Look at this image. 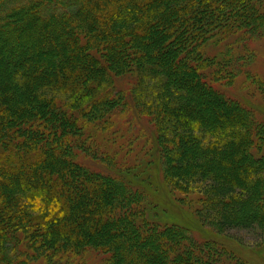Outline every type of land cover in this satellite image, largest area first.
Returning <instances> with one entry per match:
<instances>
[{"label": "trees", "instance_id": "16d2710c", "mask_svg": "<svg viewBox=\"0 0 264 264\" xmlns=\"http://www.w3.org/2000/svg\"><path fill=\"white\" fill-rule=\"evenodd\" d=\"M262 41L264 0H0V264H244L149 210L264 234V120L217 88Z\"/></svg>", "mask_w": 264, "mask_h": 264}, {"label": "rangeland", "instance_id": "374dc122", "mask_svg": "<svg viewBox=\"0 0 264 264\" xmlns=\"http://www.w3.org/2000/svg\"><path fill=\"white\" fill-rule=\"evenodd\" d=\"M247 51V56L251 57V63L245 64V62L242 64L244 72L239 73L231 85L223 84L217 86V88L227 98L239 101L255 110L257 115L264 120V41L249 46ZM246 72L250 75L249 77L246 75ZM259 82L261 86L258 85ZM118 87L124 89L126 86L120 81L118 82ZM215 109L217 112H221L220 109ZM133 116L127 114L108 133L105 141L100 139L102 147L107 148L106 152H103L109 154L114 159L117 168L124 165L137 166L140 162H143L142 159L145 156L140 151V148L143 146L141 141L146 139L149 133L147 132L145 123L136 118V116ZM141 135L143 136L140 137ZM137 143H139L138 146ZM115 155L117 158H115ZM81 160L84 161L86 167L92 170L104 172L109 167L99 160L84 159L83 157H81ZM122 161L127 163H123ZM115 165L113 168L111 167L113 174L115 173ZM126 175H130V173ZM149 211L151 217L162 220L167 224L188 225L191 229L188 230L191 231L197 240L212 243L218 250L236 256L244 264H264V234H261L257 230L233 229L224 234H216L214 231L210 232L201 229L193 222H189L188 219L179 216L177 212L174 215L165 214L161 216L159 209L156 207H152ZM106 258V256L97 255L92 252L84 255L82 260L84 264H103Z\"/></svg>", "mask_w": 264, "mask_h": 264}]
</instances>
